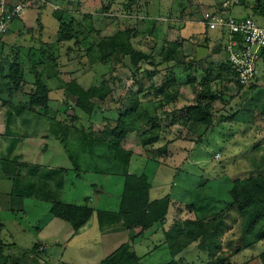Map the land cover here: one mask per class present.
<instances>
[{
  "label": "rangeland",
  "instance_id": "1",
  "mask_svg": "<svg viewBox=\"0 0 264 264\" xmlns=\"http://www.w3.org/2000/svg\"><path fill=\"white\" fill-rule=\"evenodd\" d=\"M246 1L250 5L255 3V0ZM48 2L52 3L51 6L46 4L41 7V9L46 7L42 13H39L40 10L30 8L22 14L24 15L22 17L24 24H27V26L31 24L30 31L31 29L35 31V26H38L37 19L45 18L46 21L47 17L49 24H54L53 26L58 28L59 22L53 16L54 13L61 17L64 14L67 15L65 16L66 22L62 26L63 30L60 26L58 33L56 35L54 33V37H51L48 46L42 47L41 42L39 44L38 41H40V37H43L42 34L33 33L31 40L32 34H25L24 32L20 35L16 34L15 27L17 23H15L11 26L9 31L11 33L8 32L4 38L7 48L3 47L0 50V91L11 88V83L6 80H9L12 65L18 64L20 60L19 49L26 46L29 47L28 51L31 54L35 51V56L32 57L36 58L35 66H40V72L36 73L41 74L38 78L43 75L48 86L54 91L51 94V97L54 98L53 107H62L57 116L52 117V120L57 122V126L55 123H51V125L47 122L42 124L43 129L47 127L48 133L46 134L49 136L48 138L52 139L44 144L40 142L38 136L42 129L38 122H36L38 126L32 123L33 125L27 128L28 131H31L28 134L24 129L19 128L16 123L12 125L11 114L4 115L7 116L8 120L6 129L4 131L1 129L2 134H0V207H2L0 220L5 224V229L0 233V248L1 244H4L7 247L6 252L10 256L14 258L23 257L21 263L18 264H45L44 259L48 261L47 257L49 256L56 260L61 254L60 249L65 250L66 232L72 228L67 222L51 218L49 209L45 205L37 206L32 200L26 199L28 196L33 197V195H36L37 189L42 191L43 194H50L54 201L76 204V202H81L78 195L83 194L81 196H84L85 191L83 189L84 186H87V188H90L87 190V193H90L89 198L93 199L90 208L99 210V208L102 209L103 206H106V209H108L107 215L99 216L102 222L101 229L105 231V244L109 247V249H106V253L115 251L124 243H131L135 248L136 245L132 237L140 231V228L132 229L124 224V221L118 215L119 206L116 203V199L123 192L125 181L123 177H118L114 173L120 172L122 165L119 161L113 160L106 145L99 140L100 132L105 128L113 129L110 127H115L119 120V113L114 109L117 105L121 107V112L130 107L128 106V97L131 94L128 87L135 82L138 89H141L140 106H138L140 111L138 112V121H131V117L127 120V123H130V126H132V123V127L137 126L142 133L147 131L148 134H158L159 136L161 131L166 133V128L169 127H167L169 120L166 122V126L157 129H154L155 123H150V113L153 115L156 113L160 116L164 114L165 117H169V112L164 113L161 108L158 112L154 110L155 105L161 107L166 99L159 94L150 97L144 96L148 82L145 81V77H134L135 67L131 64L129 58L120 53L117 62H112V65L105 64L109 59L103 58L105 56L103 51L106 54L111 52L118 41L115 39L109 46L100 48L102 41L116 38L113 33H117L119 29L126 30L122 32L119 38L121 43L126 42V35L130 39L131 36L136 35L135 42L140 40L139 43L146 47L150 43L148 41L154 39L158 28L157 24L153 23V20H148L147 17L144 18L142 12L126 15L132 16V18L123 17L126 14L124 10L128 11L126 6L131 9L132 5H128L131 0H103L105 11L113 9L110 14L108 12L104 16H100L99 14L102 13L94 10L101 3L100 0H48ZM82 2H84L85 9L81 7ZM86 10L95 12L94 14L100 18L97 21L86 19L82 14ZM99 11L102 12V9H99ZM76 12H78L75 14L79 20L77 21L78 24L69 27L72 18H74L72 14ZM228 13L231 16L240 17L245 14V11L243 6L238 5L231 8ZM164 18H161L160 21L163 19V21L176 22L172 16ZM20 21L18 20L19 25L21 22L23 23V21ZM129 29L133 32L129 33ZM89 30L95 31L90 34L91 31ZM164 30H167L168 33L167 25ZM96 31L100 33L97 35ZM115 35L118 36L119 34ZM67 37L70 39L67 40L69 43L60 42V39ZM100 40L102 41L100 42ZM157 41L159 45L164 47L163 49H156L158 52L154 56L157 57L156 59L159 58L160 51L166 53L165 51L170 50L166 38H160ZM96 44L98 48H96ZM98 52L101 53L102 58L96 57ZM21 60L24 63V71L27 75L23 76L22 73L21 82H24L26 87L29 85L35 86L38 78L34 79L29 76V68L31 67L29 63L32 59L25 57ZM139 67L140 69L142 67L143 69L150 68L143 63ZM159 67L163 70L166 69V71H173L175 67L185 70L188 77L186 82L189 85L182 89V101L178 104L180 107L191 105L195 102L199 93L206 91V85L198 88V84H196L197 68L193 62L185 60L177 64L176 61L172 63L167 61L166 64L159 65ZM154 68L155 66H151V69ZM36 71L38 70L36 69ZM140 74L138 72V75ZM215 75H218L220 79H217L215 89L206 94V101L204 102V104L210 103L212 111L215 113L213 125L206 127L189 124L184 127L176 124L178 127H174L175 132L180 137H185L184 140L187 142L178 146L180 147L178 151H183L184 154L178 153L175 159L160 160L164 156L160 155L157 149L164 144L158 143L149 146L151 148L148 161L156 167L162 165L164 169L168 167L172 169L173 172L170 174L169 182L166 186L164 185V193L166 194L171 191V187L175 183L182 182L185 184L193 178L198 180V183L193 184V186L192 184H182L178 193H176L179 199L187 200L183 206L190 209L191 206L196 207V213L193 215L185 214L182 217L175 215L173 217H177V219L174 218L173 222L187 219L200 220L205 227V233H207L206 249L200 248V241L192 243L177 256L178 264H215L217 259L224 258L228 259L229 264H262L260 256L264 252V241H260L257 245L255 244L249 248L245 246V241L249 239V236L244 235L247 225L245 218L247 214L254 213V209L253 207H246V214L243 216L236 207L231 206L233 200L230 197L229 190L232 180L242 179L254 168L260 167L264 172V136L258 135V133L262 134L264 132V90L253 89L252 86L256 83L241 86L236 82L234 75L227 66L217 68ZM70 83L72 84L70 89L73 92H65L64 84ZM156 83L160 84L158 81ZM75 84L80 85L86 95H77L78 89ZM58 90H62L66 94L61 95ZM34 91L35 89L32 92ZM147 100L148 103L146 104ZM135 103L136 101L133 99L132 104ZM80 107L85 109L92 107L93 112L88 114L85 109ZM148 110L152 112H148ZM235 111H238L240 124L234 123L232 125L228 120L232 119V113ZM29 114L32 115V113ZM220 117L221 119L218 121ZM35 119L37 118L30 117V120H33L32 122ZM249 124H253L251 125L252 128L248 127ZM251 129H255V132L251 133ZM258 137L261 139L259 143L255 141ZM44 146H46L45 150ZM176 148L177 146L171 149L175 150ZM2 167L5 172H3ZM53 168L58 171V174L54 176L48 174V176L43 177V174ZM164 171V176H166L167 170ZM7 172L8 175H10L9 173L13 174L14 178L11 177L10 180L6 176ZM49 172H52V170ZM64 172L67 180L65 195L60 190V183L65 178L61 173ZM216 172L222 173V181L213 182L215 177H219ZM161 173L163 174L162 171ZM162 174L158 175V178L163 179ZM110 176L114 177L110 179ZM54 179L55 183H52ZM49 180H51V183H48ZM206 182L209 184H206ZM42 183L48 184L44 191L41 188ZM48 188H50V192H46V190H49ZM68 188L74 189V191H70ZM214 194L218 198L226 201L230 200V202H225L227 204L224 205L217 204L216 200L213 199ZM23 200L26 202L21 207ZM6 205L12 206L14 211H10ZM20 208H23L26 213L18 211ZM190 209L188 211H191ZM176 211H180V208H177ZM109 218L114 221L107 224L105 221H110ZM50 219H53V221H50ZM40 225H43L44 229L41 234H38L36 227ZM63 225L65 228H63ZM170 225L172 227L173 223L167 224V227H170ZM261 226H264V220L260 222L258 228ZM17 227L21 230H18ZM99 229L97 228L93 234L96 236L101 234L102 231ZM128 230L131 232H128ZM112 236L115 241H112L110 245L107 239ZM92 238V236H87L82 239L85 242H90ZM82 239L73 242L80 245ZM43 243L47 246L44 253H41L43 250L38 251L39 248L34 249L35 244L44 248ZM71 246H73V243L70 244L64 256L65 261L68 262L77 260ZM81 252L84 253V251ZM94 258L96 261L98 260L97 255H94ZM171 260L172 257L169 252L167 254L162 252L154 256L153 260L145 258L144 264H164L167 261L171 262ZM48 263L56 264L54 261H48Z\"/></svg>",
  "mask_w": 264,
  "mask_h": 264
},
{
  "label": "crops",
  "instance_id": "2",
  "mask_svg": "<svg viewBox=\"0 0 264 264\" xmlns=\"http://www.w3.org/2000/svg\"><path fill=\"white\" fill-rule=\"evenodd\" d=\"M100 1H101V3H99L98 6L96 8H94V10H98L97 12L102 13V14H99L100 16L101 15L104 16L108 12H109L108 14H110L111 11H113V9L112 10L109 9V10L105 11L103 9V7H104L103 0H100ZM222 1L223 0H131V2L128 3V5L129 4L132 5L131 9H129L128 6H126V9H128V11H127L128 13L124 10V12L126 14H124L123 17L132 18V16H126V15L127 14L128 15H134L138 12H142L143 16H145L144 18L147 17L148 20L149 19L153 20V23H156L157 27H158L156 29V34L154 35V39L151 41L149 40L148 42H150V43L147 44L146 47H143L139 43L140 40L135 42V40L137 38L136 35L131 36V39H130V42H131L133 49L135 51L140 52V53L147 56V59L142 61L141 63L148 65L150 67L147 69H143V67H142L140 70L135 68L134 73H133L135 78H137V77H143L144 78L145 77V81L148 82V87H145V95L144 96L150 97V96H154L156 94H159L161 96L162 91H170V92H175L177 94L175 102H170L169 104L164 103L165 106L162 105L161 107H156V105H155V107H154L155 111L158 112L160 110L159 108H161V109H163V112L165 113V112H171L175 109L182 108L178 105L180 103V101H182L181 100V97H183L182 89L185 88V86L189 85V83L187 84V82H186L188 77L186 76L185 70L183 71V70H181V68L175 67L173 69V71H170V70L166 71V69L163 70L162 68L159 67V65L166 64L168 61L167 57H166V53H162L161 51L159 53L160 56H158L159 57L158 59H156L157 57L156 58L154 57L156 55V53L158 54L157 50L159 48L163 49V47H164L163 45L162 46L159 45V43L157 41L160 38L161 39L166 38L169 43L177 42L179 44V46H178L179 48H178L176 54L174 55V58L172 60H170L171 63L176 61V63L179 64L185 60H188V62L189 61L193 62L194 64H196V68H197L196 84H198V88L199 87L201 88V86L206 85L205 90H208V93L210 91H212L213 89H215V85L218 82L217 79L218 78L220 79V77H218V75H215L217 68H219V67L221 68L225 62L228 63V60H227L228 57H227V53L225 51V43L227 41V35H225V32H223L220 29H214V30L208 29L206 27V25L202 22V19L206 13H211L215 10H220V6H221ZM71 3H72V1H71ZM51 4H49L48 6H51ZM255 5H256V0H255V3H253L251 5L248 3V1L243 0V4H241V6H243V8H244L245 14L238 17V18L251 17L258 24L264 25V5H263V8L258 10V11L255 9ZM81 7H82V9H85L84 8V2L81 3ZM33 9H37V8H33ZM45 9H46V7L43 9L39 8L37 10H40L39 13H42V11H44ZM99 9H102V12L99 11ZM131 11H133V12H131ZM69 13H70V11H69ZM77 13L78 12L72 14V17H74V18H72L71 24L69 25V27L73 26V24L74 25L76 23L78 24L77 21H79V20L76 18V15H75ZM94 13L95 12H93V11L89 12L87 10L82 12V14H84V17L86 19L89 18L88 20H90V21L92 19L97 21L100 17L96 16V14H94ZM114 15H116V14H114ZM164 15H165V18L172 16L176 20V22L172 23V22H170L171 20L163 21V19H162V21H160L161 18H164ZM23 16L24 15H22L20 18L16 19L12 23V25H14L15 23L18 24V25L16 24V27H15V29L17 30L16 34L20 35L22 32H24L25 34L27 33L29 35L32 34L30 37V40L33 36V33L42 34L43 37H40V41H38V42H39V44L41 42V44L43 45L42 47H47L48 46L47 44L51 42L50 41L51 37H54V33H55V35H56V33H58L60 26L62 29L63 23L66 22L65 16H67V15L64 14L61 17L57 13H54L53 16H55L59 22L58 28H56V26H53L54 24H51V23H50L51 25L49 24L48 17L46 18L47 19L46 21H45V18L44 19L43 18L37 19L38 26L37 25L35 26V28H34L35 31H33V29H31V31H30V28H32V27H30L31 24H29V26H27V24H24V19L22 18ZM18 20L23 21V23L20 21L21 24L19 25ZM90 21H88V22H90ZM158 22H160V23H158ZM82 23H84V22L82 21ZM166 25L168 28V33H167V30L166 31L164 30ZM174 26H175V28H174ZM171 28H173V29H171ZM10 30H11V28H10ZM124 30L125 29H123V30L119 29L117 33L118 34L122 33V32H124ZM89 31H91L90 32V34H91L95 30H89ZM128 32L130 33L133 31L129 29ZM10 33L11 32H9V34ZM99 33H100L99 31H96L97 35ZM117 33H115V34H117ZM115 34L113 33L114 36H116ZM63 40H64L63 38L60 39V42L69 43V41H63ZM102 40H100V42ZM3 47L7 48L6 47V41H3V43L0 45V50L3 49ZM200 47L206 48L208 50V53L204 59L198 60L197 51ZM28 48L29 47L24 46L21 48L22 50L19 49L20 60L18 61V64H20V66H21V72L23 73V76L24 75L27 76L26 72L24 71V65H23L24 63L21 59H25V57L26 58L29 57L30 59H32V61L29 63V65H31V67L29 68L30 69L29 70V74H30L29 76H30V78L35 79L41 75V74H36L37 72H40V69H39L40 66H38V65L35 66L34 63L36 61V58L32 57V56H35V53H34L35 51H33V53L31 54L28 51L29 50ZM96 48H98L97 44H96ZM103 52L105 55L109 54V53L106 54L105 51H103ZM165 52H167V51H165ZM41 53H42V51H41ZM120 53L123 54L124 57L129 58L128 56H125L122 51L118 50L113 55H110L107 57L109 59V61L105 64H111L114 61L117 62L119 60ZM37 54H39V53L37 52ZM96 57L100 58L101 53L98 52ZM179 57H181V58L177 59ZM103 58H105V56H103ZM105 64H102V65H105ZM151 66L152 67L155 66V68L151 69ZM36 69L38 71H36ZM138 72L141 74L138 75ZM114 75H117V74H114ZM41 77L44 78L43 75ZM79 78H77V79H79ZM201 78H202V81H201ZM44 80L46 82V78H44ZM6 81L11 83V88L7 89V90L4 89V91L3 90L0 91V108H1L0 109V113H1V115H0V132L2 130L4 131L7 127L6 122L8 119L6 118L7 116H4V115L5 114H7V115L11 114L10 117L12 118V121H11L12 125L16 123V125H18L19 128L24 129L26 131V133H28V134H30L31 131H28L27 128L32 126L33 125L32 123H35V125H36V122H38L39 126L42 127V129L38 135L40 138V142L42 144H44L46 142H50L52 139L51 138L49 139L48 138L49 136H47V134H46V133H48L46 130L47 127L43 129L42 124L46 123V122L50 125H51V123H53V124L55 123L57 126V122H55V120L53 121L52 117L57 116V113L60 112V109L62 107H53L54 98L51 97V94L54 91H52L51 87L48 86V84L46 83L48 88L50 89L48 109L45 111L43 109H40L44 113L41 111L42 114L39 116L38 114L30 112V109H29L30 108V104H29L30 103V95L33 93L32 91H33V89H35V86L29 85L28 87H26V84L24 82H21V80L17 84L12 83L10 79L9 80L7 79ZM156 81L160 82V84H157ZM255 83H254L255 85L252 86L253 89L256 88L259 90H264V58L259 63V73H258V76L255 80ZM128 88L130 89L131 95H130V97H128L129 98L128 99V102H129L128 106H130V107H128L127 109L134 108L135 113L133 114L131 121L136 122V121H138V116H139L138 112L140 111V107H138V106H140L141 89H138L136 82L133 83V85L130 84ZM58 91L61 95L66 94L62 90H58ZM133 99H135V101H136L135 104H132ZM145 99H147V98H145ZM196 100H197V98H196ZM196 100H195V102H196ZM147 103H148V100L146 101V104ZM194 103H192V104H194ZM114 109L118 113L121 112V110H120L121 107L118 105ZM40 110H39V113H41ZM150 111L151 110H148V112H150ZM29 113H32V115H35L33 117L37 118V119H35L34 122H32L33 120L32 121L30 120V117L31 118H33V117ZM232 114H233L231 116L232 119H229L228 122H231L232 125L234 123L240 124L239 123L240 121L238 120V111H235ZM150 116H151V118H155V116L158 117V121H155L156 125L159 126L158 128H160L161 126H164V125L166 126V122L169 120V124L167 125V127L168 126L169 127L166 128V133H163V131L160 132L161 135H160V141H159L160 143L167 144L168 154H167V156H164V158H161L160 160L171 159V158L175 159L176 155L178 153L184 154L183 151H181V152L178 151V150H180V147H178V146H180L184 143H187L184 140L185 137H180L174 130V127L175 128L178 127L177 126L178 124L177 125H171L170 118H166L164 114H163V116L162 115L160 116L159 114L156 115V113L154 115L150 113ZM27 119H29V120H27ZM220 119H221V117L218 119V121H220ZM4 123H5V126H4ZM58 125H60V124H58ZM131 125L133 126L132 123H131ZM251 125H253V124H249L248 127L252 128ZM36 126H38V125H36ZM133 129H134L133 132H131L127 136L124 143L122 144V148L124 150L132 152V156L130 157V162H129V166H128V173L132 174V175H136V176L146 175L148 177V180L152 186V188L150 190L151 201L159 200V199H162L166 196H170V198H171V204H170V207L168 210V214L166 216L165 223L164 224H156L152 228H150L149 230L145 231L140 236H138L136 238H134L135 236L132 237V239L134 240V243L136 245L135 248L133 247V250L136 253V255L140 258L142 264H144L145 258H147V259L151 258V260H153L154 256L158 255L159 253L165 252L167 254L169 252L168 247L165 244V233L171 227V225H170V227H167V224L174 223L173 222L174 218L177 219V217H173V216L177 215L179 217H182L185 214L193 215L196 213V207L191 206V209H190L189 207L183 206L185 201L187 202V200H181L177 197L176 193H178L179 189L181 188V185L183 184L182 182L175 183L173 185V187H171L170 192H167V194L164 193V185L166 186L167 182H169L168 179L170 177L171 172H173V171L171 168L169 169V167L167 169L162 168V165H159V167L158 166L156 167V165H154L148 161V159L150 158L149 153H150L151 147H149L150 145L143 146L142 143H143V140L146 139L149 134L146 133L147 131H144L142 133V131H140L137 126H134ZM250 132L254 133L255 129H251ZM0 134H2V132ZM143 134H145V135L143 136ZM258 135L264 136V132L262 134L258 133ZM215 137H216V134H215ZM255 141L257 143H259L261 141L260 137H258ZM176 146H177V148L175 150L171 149V148H174ZM45 149H46V146H44V150ZM2 170H3V172H5L4 171L5 169L3 167H2ZM50 170L54 171L56 169L53 168V169H49L48 171H50ZM164 170H167L166 176H164V172H165ZM64 171H66V169H64ZM161 171L163 172V174L161 173ZM9 174L10 175H8V172H7L6 176L10 180L12 178H14L13 174H11V173H9ZM61 174H63L64 177L66 176L65 172L61 173ZM161 174L163 175V179L158 178V175H161ZM114 175H115V173H114ZM216 175H219V177L218 178L215 177L213 182L222 181V178H221L222 173L216 172ZM113 177L114 176H110V179ZM118 177H121V176H118ZM110 179L108 178V181ZM174 179L175 178L173 176V181H174ZM154 181H155V183H154ZM66 182H67V180L65 177L63 179V186L60 187V190L63 191L64 195L66 194L65 193L66 192L65 188L67 186ZM48 183H51V180H49ZM52 183H55V179L52 181ZM197 183H198L197 178H193V179H189L183 185L192 184V186H193V184H197ZM206 184H209V183L206 182ZM46 185H48V184L42 183L41 188L43 189V191H44V189L47 188ZM232 188H233V180H232L231 188L229 190V194H230V191ZM48 189L49 190H46V192L47 191L50 192V188H48ZM68 189L70 191H74V189H70V188H68ZM89 189L90 188H87V186H84L83 190L85 191V193H84L85 195L84 196H81L83 194L78 195L79 196L78 199L80 198L81 202H76L75 205H82V206H89L90 207L91 202H93V199L89 198L90 193H87V190H89ZM36 192H37L36 195H33V197L28 196V197H26V199L32 200L33 202H35V204L37 206L42 205V204L45 205L46 208L49 209V212L51 214L50 215L51 218H56L51 212V209H52L55 201L52 200V198L50 197V194H46V193L43 194V193H41L42 191H40L39 189H37ZM71 196H73V194H71ZM213 199L216 200L217 204H221V205H224V204H227L230 202V200L226 201V200H222V199L218 198L217 195H215V194H214ZM25 200H23L21 207H23V205L25 204V202H26ZM82 201H85V202H82ZM225 202H227V203H225ZM63 203L73 204V203H67V202H63ZM6 207H9L8 209L10 211H14V210H12V206L6 205ZM106 208H107L106 206H103L102 209L99 208V210H94L90 220L83 227H81L79 230L75 231L73 228L68 230L66 232L67 233V236H66L67 240H66L65 250L60 249L61 254L56 259V260H58V262H56V260H53L52 256L47 257L48 261H54L56 264H101V262L103 261V259L105 257L106 249L107 248L109 249L108 245L105 244L106 243V240H105L106 237H105V233H104L105 231H103V229H101L102 222H101L100 217H99L100 216L99 213H102L103 211H104L102 213L103 215L108 214V213H106L108 211V209H106ZM177 208H180V211H176ZM1 209H2V207H0V211H1ZM188 209H190L192 212L188 211ZM18 211H22L23 213H26L23 208H20ZM24 216H25V214H24ZM170 216H172V218H170ZM50 221H53V219H50ZM113 221H105V222L108 224V223L113 222ZM0 224H1V231H2L5 229V224L2 222V220H0ZM17 228H18V230H21L19 227H17ZM36 228L38 230V234H41L43 229H44L43 225H40ZM63 228H65L64 225H63ZM97 228H100L99 230L102 231V233L96 236L93 234V232ZM1 231H0V233H1ZM128 232H131V231L128 230ZM87 236L93 237L90 240V242H85L84 239ZM82 238H84V239H82ZM97 238H98V240H97ZM80 239H82L80 241V245L74 244L73 241L80 240ZM107 241H109L110 245H111L112 241H115V238L113 236L109 237L107 239ZM72 243H73V246H71V248L73 247L72 249L74 251V254H75V257L77 258V260L73 261V262H68V261H65L64 256H65V253L67 252L68 247H70V244H72ZM82 243H83V245H82ZM58 245H60V243H58ZM1 246L3 248L4 256L10 257L17 264L19 262L21 263V260L23 259V257L14 258L6 252V248H7L6 245L1 244ZM46 248H47V246L44 244V248L41 246V247H39L38 251L43 250V251H41V253H44L46 251ZM81 251H84V253H82ZM94 255L98 256L97 261L95 260ZM177 258L178 257H176L175 259L177 260ZM44 260L46 262L45 264L51 263V262L48 263V261L46 259H44ZM168 262L169 261H167L164 264H167Z\"/></svg>",
  "mask_w": 264,
  "mask_h": 264
},
{
  "label": "trees",
  "instance_id": "3",
  "mask_svg": "<svg viewBox=\"0 0 264 264\" xmlns=\"http://www.w3.org/2000/svg\"><path fill=\"white\" fill-rule=\"evenodd\" d=\"M241 4H243V1ZM263 5L264 0H256L255 9L258 11L263 8ZM121 34L122 33H119V35H116V38L112 40L106 39L102 41L100 48L109 46L115 39L118 41L116 42V45L113 46L111 52L105 55V58L120 50L125 56L130 58L131 64L140 70L139 65L142 61L147 59V56L133 49L128 35H126V42L121 43L119 41ZM63 39L65 41L70 40L69 37ZM169 45L170 50L166 52L168 61L174 58V55L179 48V44L177 42L169 43ZM224 66H227L233 74V71L227 62L222 65V68ZM21 76L22 72L20 64H13L9 79L12 83L17 84L21 80ZM37 80L38 81L35 84V91L30 95L29 109L32 113L41 114L39 113L40 109H48L50 89L48 88L44 78L40 77ZM75 85L78 89L77 95H86L83 91L84 89H82L80 85ZM71 86V83L64 84L66 89L65 92H73L72 89H70ZM207 93L208 90L203 93L201 92L199 96L196 97L197 100L194 104L186 105L180 109H175L169 112L170 115L166 118H170L171 125L178 124L187 127L189 124H196L211 127L214 122V113L210 103L204 104ZM161 96L166 99L165 103L169 104L170 102H175L177 94L175 92L162 91ZM80 108L85 109L84 107ZM92 109V107H89L85 110L88 114H91L93 112ZM134 113V108H129L120 112L119 120L117 121L115 127H110L113 129H103L100 132L99 140L106 145L113 160L119 161L122 165L121 171L115 173V175L123 177L125 181L123 192L121 196L116 199V203L119 206L118 215L124 221L126 226L132 229L140 228V231L133 235V237L135 236L134 238H136L152 228L154 225L165 223L171 204V198L170 196H166L162 199L151 201L150 190L152 186L148 177L146 175L136 176L128 173V166L132 152L124 150L122 148V144L127 136L134 130L133 127L127 123V120L131 118ZM155 121H158V117L150 119V123H155L154 129H157L159 126L156 125ZM145 134H143V136ZM159 141L160 136L158 134H149L147 138L143 140L142 145L153 146L154 144L160 143ZM157 150L162 156H167L168 154L167 144L162 145ZM48 174L54 176L58 174V171H48L43 174V177L48 176ZM62 186L63 181L60 183V187ZM230 196L233 200L231 206L236 207L243 216L246 214V207H253L254 209V213L252 212L249 215L247 214L245 218L247 225L244 235L249 236V239L245 241V246H248L247 248H249L255 244L257 245L260 241H264V226L258 228L260 222L264 220L263 170L260 167L256 169L254 168L242 179H234ZM93 211L94 209L89 206L66 204L59 201H55L51 209L52 214L56 218L69 223L75 231L79 230L90 220ZM102 213L99 214L103 215ZM109 220L112 221L111 218H109ZM165 237V244L172 257L171 262H168L167 264H178V261L175 258L194 242L200 241V248L206 249L207 233H205V227L200 220H177L165 233ZM38 248L39 245L36 244L34 249L36 250ZM131 249H133V245L131 243H124L115 251L107 252L101 264H142L136 253H131ZM260 258L262 264H264V252L261 254ZM0 264H17L10 257L4 256L2 246L0 248ZM215 264H229V262L228 259L224 258L217 259Z\"/></svg>",
  "mask_w": 264,
  "mask_h": 264
},
{
  "label": "built area",
  "instance_id": "4",
  "mask_svg": "<svg viewBox=\"0 0 264 264\" xmlns=\"http://www.w3.org/2000/svg\"><path fill=\"white\" fill-rule=\"evenodd\" d=\"M243 0H223L220 10L206 13L202 22L210 30L220 29L227 35L225 51L234 78L241 86L255 83L259 63L264 58V25L251 17L238 18L229 10ZM51 4L48 0H0V45L10 31L12 23L27 9Z\"/></svg>",
  "mask_w": 264,
  "mask_h": 264
},
{
  "label": "water",
  "instance_id": "5",
  "mask_svg": "<svg viewBox=\"0 0 264 264\" xmlns=\"http://www.w3.org/2000/svg\"><path fill=\"white\" fill-rule=\"evenodd\" d=\"M208 50L206 48L200 47L197 51L198 60L204 59L207 56ZM131 253H134V250L131 249Z\"/></svg>",
  "mask_w": 264,
  "mask_h": 264
}]
</instances>
